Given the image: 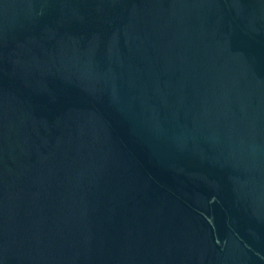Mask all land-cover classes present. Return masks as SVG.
<instances>
[{"label": "water", "instance_id": "95a60500", "mask_svg": "<svg viewBox=\"0 0 264 264\" xmlns=\"http://www.w3.org/2000/svg\"><path fill=\"white\" fill-rule=\"evenodd\" d=\"M0 264H264V0H0Z\"/></svg>", "mask_w": 264, "mask_h": 264}]
</instances>
